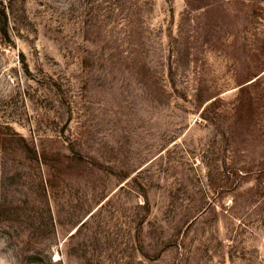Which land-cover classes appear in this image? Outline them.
Wrapping results in <instances>:
<instances>
[{"label":"rangeland","instance_id":"rangeland-1","mask_svg":"<svg viewBox=\"0 0 264 264\" xmlns=\"http://www.w3.org/2000/svg\"><path fill=\"white\" fill-rule=\"evenodd\" d=\"M194 3L0 0V264H264V0Z\"/></svg>","mask_w":264,"mask_h":264},{"label":"trees","instance_id":"trees-1","mask_svg":"<svg viewBox=\"0 0 264 264\" xmlns=\"http://www.w3.org/2000/svg\"><path fill=\"white\" fill-rule=\"evenodd\" d=\"M186 1H187V3H188L191 7L194 8L193 11L197 10L196 7H199V6H196L197 4L194 3V2H196V0H186ZM200 8H201V7H200ZM198 9H199V8H198ZM5 32H6V31H3V30L0 29V33H1V34H5ZM6 34H7V33H6ZM260 79H261V77L258 78V79H256V81H254L253 83L248 84V85H246V86H243V87L241 88V93L246 92V91L248 90V88H249L250 85L259 82ZM243 85H244V84H243ZM36 160H38V157H37V156H36Z\"/></svg>","mask_w":264,"mask_h":264}]
</instances>
